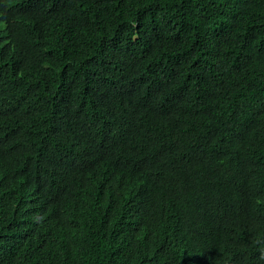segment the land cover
<instances>
[{
    "label": "trees",
    "instance_id": "trees-1",
    "mask_svg": "<svg viewBox=\"0 0 264 264\" xmlns=\"http://www.w3.org/2000/svg\"><path fill=\"white\" fill-rule=\"evenodd\" d=\"M0 264H264V0H0Z\"/></svg>",
    "mask_w": 264,
    "mask_h": 264
}]
</instances>
